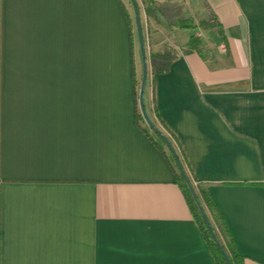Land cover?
I'll return each mask as SVG.
<instances>
[{"label": "crops", "instance_id": "0c3cea01", "mask_svg": "<svg viewBox=\"0 0 264 264\" xmlns=\"http://www.w3.org/2000/svg\"><path fill=\"white\" fill-rule=\"evenodd\" d=\"M138 1L148 115L264 264V0ZM131 18L128 0H0V264H217L138 122Z\"/></svg>", "mask_w": 264, "mask_h": 264}, {"label": "trees", "instance_id": "16d2710c", "mask_svg": "<svg viewBox=\"0 0 264 264\" xmlns=\"http://www.w3.org/2000/svg\"><path fill=\"white\" fill-rule=\"evenodd\" d=\"M145 4V11L148 15H152L155 5V0H142ZM177 25L180 27H189L186 21H178ZM202 27H216L218 32L223 35L221 25L212 18L211 21L201 22ZM130 29H132V24L130 20ZM132 35V51H133V32ZM193 41V38L191 39ZM152 63L155 65L156 60L168 61L163 55L153 53L151 54ZM135 62H133V78L135 90L138 88V81L136 79ZM138 95L136 90V103H137V119L138 122H145L142 116L139 105H138ZM162 128L154 125V134L158 137L155 140V144L164 153L171 163L175 175L176 183L180 186L189 209L196 220L198 226L200 227L206 242L208 244L209 250L212 253L217 264H244L245 257L239 251L236 242L228 230L225 220L220 212L218 205L216 204L211 192L205 186L203 182H199L191 172L188 160L180 146L178 138L173 132H171L167 126L161 122ZM168 152L170 155H168ZM208 217L214 234L219 242H217L214 234L209 228V225L203 214ZM220 243V244H219Z\"/></svg>", "mask_w": 264, "mask_h": 264}, {"label": "water", "instance_id": "95a60500", "mask_svg": "<svg viewBox=\"0 0 264 264\" xmlns=\"http://www.w3.org/2000/svg\"><path fill=\"white\" fill-rule=\"evenodd\" d=\"M136 8H137V33H138V38H139L140 47H141V51H142L143 63H144V71H143L142 83H141L140 90H139V107H140L141 114L144 117V119L147 122V124L153 130H155L154 129V125H153V123H152V121H151V119H150V117L148 115V112L146 110L145 103H144V88H145L146 78H147L146 50H145V42H144V36H143V30H142L141 17H140V12L138 10L137 5H136ZM203 214H204L205 219H206V221H207V223L209 225L210 230L214 234L212 225H211L208 217L204 213V211H203ZM214 237L216 238L215 234H214ZM216 240H217V242H219L217 238H216Z\"/></svg>", "mask_w": 264, "mask_h": 264}, {"label": "rangeland", "instance_id": "374dc122", "mask_svg": "<svg viewBox=\"0 0 264 264\" xmlns=\"http://www.w3.org/2000/svg\"><path fill=\"white\" fill-rule=\"evenodd\" d=\"M133 0H128L129 2V6L131 8V11H132V18H131V22H132V29H133V34H134V40L137 41L138 40V33H137V12H136V9L134 8V5H133ZM137 1V4H138V7L140 8V5H139V1ZM142 23V22H141ZM139 89H140V81H138V93H139ZM146 126V124L144 125Z\"/></svg>", "mask_w": 264, "mask_h": 264}]
</instances>
